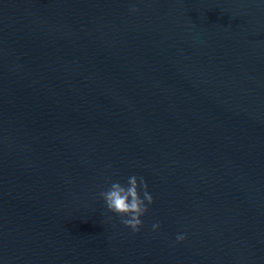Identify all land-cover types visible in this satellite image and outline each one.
I'll use <instances>...</instances> for the list:
<instances>
[{
    "label": "water",
    "instance_id": "water-1",
    "mask_svg": "<svg viewBox=\"0 0 264 264\" xmlns=\"http://www.w3.org/2000/svg\"><path fill=\"white\" fill-rule=\"evenodd\" d=\"M0 264H264V0H0Z\"/></svg>",
    "mask_w": 264,
    "mask_h": 264
},
{
    "label": "clouds",
    "instance_id": "clouds-1",
    "mask_svg": "<svg viewBox=\"0 0 264 264\" xmlns=\"http://www.w3.org/2000/svg\"><path fill=\"white\" fill-rule=\"evenodd\" d=\"M131 12H138L139 9L132 7ZM104 200L108 212L120 218V223L130 228L133 233H138L143 226L142 216L148 211V206L154 202L153 196L148 191V184L144 177L131 175L126 184L119 181L111 182L110 186L99 193ZM111 219V217H109ZM160 225L153 224V230ZM186 239L184 234L176 236L177 242Z\"/></svg>",
    "mask_w": 264,
    "mask_h": 264
}]
</instances>
